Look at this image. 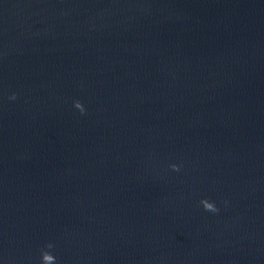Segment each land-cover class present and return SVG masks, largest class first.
<instances>
[{
    "label": "water",
    "instance_id": "obj_1",
    "mask_svg": "<svg viewBox=\"0 0 264 264\" xmlns=\"http://www.w3.org/2000/svg\"><path fill=\"white\" fill-rule=\"evenodd\" d=\"M42 251L264 264V0H0V264Z\"/></svg>",
    "mask_w": 264,
    "mask_h": 264
},
{
    "label": "clouds",
    "instance_id": "obj_2",
    "mask_svg": "<svg viewBox=\"0 0 264 264\" xmlns=\"http://www.w3.org/2000/svg\"><path fill=\"white\" fill-rule=\"evenodd\" d=\"M10 100H15L16 99V95L13 94L9 97ZM77 110L80 111L81 114L85 113V108L84 106L79 102V101H75L74 105H73ZM171 170L172 171H179V166L173 164L170 165ZM201 206L203 207V209L207 212H218L219 210L216 208L215 204L213 202H210L207 199L201 200L200 201ZM47 249H52L53 245L52 244H48L46 245ZM41 264H56V257L53 256L51 254L50 251H42L41 252Z\"/></svg>",
    "mask_w": 264,
    "mask_h": 264
}]
</instances>
